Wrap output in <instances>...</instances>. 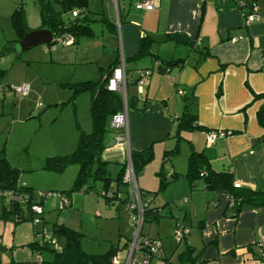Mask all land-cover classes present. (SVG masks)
<instances>
[{"label":"crops","instance_id":"crops-1","mask_svg":"<svg viewBox=\"0 0 264 264\" xmlns=\"http://www.w3.org/2000/svg\"><path fill=\"white\" fill-rule=\"evenodd\" d=\"M140 1L88 0L87 11L100 12L102 17L95 31L101 35L76 39L72 43H80L76 59L80 50L86 52L87 61L100 67V76L122 59L127 69L135 70L136 77L140 69L152 67L156 60L176 62L168 71H154L145 92L138 95L136 90L133 95L134 105L128 110L131 152L151 150L153 155L172 160L164 176L172 185L179 183L178 196L188 198L184 203L192 225L181 253L191 247L197 264H255L257 241L264 237V0H259L260 20L250 26L245 25L235 0H156L149 10L139 8ZM168 34L187 38L178 41L167 38ZM145 40L152 53L126 63ZM0 99L8 97L5 100L2 94L1 98L0 92ZM185 113L192 115V124L179 129ZM8 122L12 126L4 136L6 145L0 137V151L8 154L12 164L7 143L14 135L15 122ZM214 129L229 133L209 142L207 131ZM115 137L111 135L110 141ZM108 146L105 157L122 155L124 162L128 160L115 143ZM194 153L204 156L203 166L208 170L229 173L232 183L245 189L246 199L239 209L229 207L225 192L207 189L205 178L191 184L186 173ZM138 175L141 191L150 192L152 185ZM18 183L34 190L26 181ZM213 198L217 204L211 203ZM9 202L0 199V213ZM24 222L12 227L11 253L16 258L12 260L32 261L34 256L36 263L42 250L30 244L41 241V229L30 221L31 232L26 233ZM183 222L188 224L187 219ZM6 242L10 241L3 237L1 243ZM150 264L162 262L155 257Z\"/></svg>","mask_w":264,"mask_h":264},{"label":"rangeland","instance_id":"rangeland-1","mask_svg":"<svg viewBox=\"0 0 264 264\" xmlns=\"http://www.w3.org/2000/svg\"><path fill=\"white\" fill-rule=\"evenodd\" d=\"M17 2H23L28 23L32 28H37L42 23L39 0H0V68L5 71L0 78L1 98L3 94L1 86L4 84L12 88L25 82L31 85L30 93L26 96L11 93L6 101L0 99V137L2 139L9 132L12 125L8 121L14 119V135L7 146L12 164L19 168V181H26L34 188V200H42L40 195L42 191L57 190L64 192V195L73 201V205L68 208L59 209L57 200H44L45 218L41 219L38 228L54 232L56 225L64 224L81 231L84 234L81 245L86 252L101 254L114 246L119 249L117 257L121 264H125L128 243L130 244L136 233L131 218L132 212L124 203L117 206L102 196V181H97V186L92 191H85V188L94 182L93 179L88 180L83 188L69 191L78 172L77 164H69L62 171L48 169L45 166L48 157L73 152L80 131L87 133L92 131L90 94L84 91L74 96L70 83L96 80L100 76V67L96 62L87 61V53L82 50L76 59L75 51L78 45L80 48V43L78 45L54 43L52 46L46 43L24 51L9 50L2 53L7 41L17 35L11 21V14ZM99 14L100 12L92 11L89 16L90 26L97 36L101 35L95 32L98 28L96 24L100 23L102 18L98 16ZM73 16V13L64 14L66 20ZM130 75L132 74L129 73ZM128 93L129 103L132 104L133 95L136 94L134 83L128 85ZM111 122L112 120L109 122L111 135L117 136L118 129L114 128ZM2 143L6 145L5 137ZM123 160L122 155L107 158L106 169L111 174L114 187ZM171 163L172 160L164 159L163 155H152L138 173L139 177L142 175L153 187L150 188V192L144 194H153L155 196L153 205L162 210L159 219L151 217L143 225V233L159 239L166 250L163 259L158 257L162 264H179L181 251L187 245L185 237L182 240L177 238L175 234L177 225L184 224L183 221L187 219L186 226L192 229L189 216L186 214L184 196H178L181 186L179 183L172 185L164 176ZM122 186V189H126L125 184ZM1 214L2 212L0 264H36L34 256L32 261L12 260L14 258L11 253L12 227L16 222L1 217ZM7 223L12 226L6 225ZM24 223L26 225L22 230L30 233V221ZM54 235L63 242V238L57 232H54ZM3 237L5 241H10L6 242L8 245L1 243ZM54 254L53 249L44 248L42 264H54Z\"/></svg>","mask_w":264,"mask_h":264},{"label":"trees","instance_id":"trees-1","mask_svg":"<svg viewBox=\"0 0 264 264\" xmlns=\"http://www.w3.org/2000/svg\"><path fill=\"white\" fill-rule=\"evenodd\" d=\"M41 8V26L40 28H48L53 33V40L49 42V45L57 44V37L65 34H70L74 37V42L81 35L92 36L94 31L90 26V13L87 11L88 0H39ZM60 9H57V6ZM243 15L245 9H242ZM73 13V18L66 20L64 14ZM108 23L107 20L103 19ZM12 25L17 33V38L8 40L7 45L2 50V53H6L9 50H13L14 46L25 36V34L32 30L28 23V19L25 12L23 2H17L14 10L11 14ZM167 38H173L175 40H185L187 37L184 34H168ZM73 42V43H74ZM148 41H143L138 53L130 60H126V63H130L133 60H138L147 54L152 52L149 50ZM160 63L158 71H168L169 66L176 63L169 60H156ZM120 60L111 64L106 70L102 71L100 78L96 80H83L71 82L70 87L74 91V96L81 92H89L91 99V120L92 131L87 133L80 131L78 143L73 152L66 155L50 156L46 159V168L62 171L69 164H77L78 172L74 179L73 185L69 191H76L87 185L88 180L93 179L92 184H88L85 191H92L97 186V181H102L103 189L113 188V179L111 174L106 169L107 157L105 154L108 149L112 130L109 127V122L113 116L121 111L124 107L123 98L117 91L109 90L107 87L108 79L111 76L114 68L119 64ZM127 74H134V69H127ZM5 71L0 68V78L4 75ZM131 76V75H130ZM8 85V84H4ZM2 87V86H1ZM3 99H6L3 97ZM134 96L132 104L129 103L128 107H132L134 104ZM192 124V115L185 113L179 121V129L186 127V125ZM264 124V121H263ZM196 126V125H195ZM132 162L136 174L141 172L143 166L150 160L153 155L151 150L145 152H131ZM168 154V153H167ZM204 156L202 154L194 153L189 160V167L186 176L193 185L197 179L205 178L207 189H212L219 192H225L233 195L237 199V206L235 209H239L241 202L245 200L244 188L237 187L232 183V179L229 173L221 172L214 173L203 166ZM126 169L125 162L121 164V169L118 174L116 188L119 189L123 183V174ZM19 168L13 166L6 157L4 150L0 151V186L3 188L13 189L18 193L29 192L32 194L34 191L31 187L26 185H19ZM102 194V192H101ZM107 201L112 202L111 199L102 194ZM30 203H21L18 201H10L9 204L4 205L3 213L1 217L5 219H13L16 224L24 221H32V214L30 212ZM160 212L150 210L146 213V220L151 217L158 218ZM54 232H57L60 237L63 238V242L60 241L62 249L56 250L51 243L41 242L39 240L33 241L30 246L34 249L38 248L43 250L44 248H51L55 251L53 263L54 264H113V257L117 254L118 249L112 247L105 253H88L86 252L81 241L83 233L76 229L70 228L64 224L56 225ZM192 248L189 247L180 254V263L197 264V259L192 254Z\"/></svg>","mask_w":264,"mask_h":264},{"label":"built area","instance_id":"built-area-1","mask_svg":"<svg viewBox=\"0 0 264 264\" xmlns=\"http://www.w3.org/2000/svg\"><path fill=\"white\" fill-rule=\"evenodd\" d=\"M237 5L241 9H245L244 18L245 25L250 26L252 23L260 20L261 12L259 6V0H235ZM156 0H141L137 6L139 8L153 9L156 5ZM240 38V37H238ZM238 38H234L233 41H237ZM57 43L72 44L74 37L70 34L59 36L56 39ZM160 63L157 61L152 67L143 68L138 71L137 77L135 74L129 76L126 70V64L122 59L119 64L114 68L111 76L108 79L107 87L109 90L117 91L123 98L124 107L121 111L116 113L111 119L112 126L118 129V135L115 137V146L118 150L126 152L128 160L125 162L126 169L123 174V183L126 185V189H101L103 195L112 200L113 204L120 205L124 203L128 210L132 212V222L136 227V233L132 238L125 258V264H150L155 257L163 258L165 251L162 242L159 239L147 236L143 233V225L146 221V213L151 209L161 213V208L153 206V194H144L138 186L137 174L135 172L131 148L129 144V129H128V85L134 83L136 85L137 94L141 95L145 92V85L148 79L151 77L154 71H158ZM3 97L7 98L8 95L14 93L15 95L26 96L30 93L31 85L28 82L22 83L17 87H10L8 85H2ZM182 92V91H180ZM6 100V99H5ZM229 132L225 130H208L207 139L209 142L217 140L219 137H223ZM109 154V153H108ZM173 174H169L172 176ZM237 187L240 184H235ZM42 200H34V191L32 194L29 192L18 193L13 189L3 188L0 186V199H7L12 201H18L21 203H30V212L32 214V221L35 225L41 223L43 213L45 212L43 201L46 199H55L58 202L59 209L68 208L71 206V201L67 198L63 192H57L56 190L42 191L40 193ZM228 205L231 208H236L237 199L228 193H225ZM188 198L186 197L185 200ZM211 203L217 204V199L213 198ZM190 233V228L185 224H178L175 234L179 240H182ZM41 242H49L56 250H61L62 246L58 238L55 237L54 232H46L41 230ZM254 260L255 264H264V237L257 241ZM43 257L40 253H37V264H42ZM113 264H121V260L117 257V254L113 257Z\"/></svg>","mask_w":264,"mask_h":264},{"label":"water","instance_id":"water-1","mask_svg":"<svg viewBox=\"0 0 264 264\" xmlns=\"http://www.w3.org/2000/svg\"><path fill=\"white\" fill-rule=\"evenodd\" d=\"M53 40V33L48 28L33 29L25 34V36L14 46V50L24 51L33 48L40 44L49 43ZM115 143V138H112L109 145Z\"/></svg>","mask_w":264,"mask_h":264}]
</instances>
